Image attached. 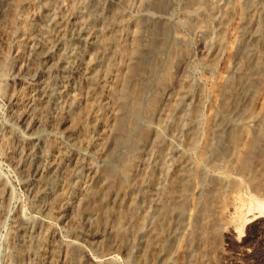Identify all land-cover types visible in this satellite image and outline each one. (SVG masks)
Returning <instances> with one entry per match:
<instances>
[{"label":"rangeland","instance_id":"obj_1","mask_svg":"<svg viewBox=\"0 0 264 264\" xmlns=\"http://www.w3.org/2000/svg\"><path fill=\"white\" fill-rule=\"evenodd\" d=\"M141 1L0 0V264H264V0Z\"/></svg>","mask_w":264,"mask_h":264},{"label":"bare ground","instance_id":"obj_2","mask_svg":"<svg viewBox=\"0 0 264 264\" xmlns=\"http://www.w3.org/2000/svg\"><path fill=\"white\" fill-rule=\"evenodd\" d=\"M145 1H146V2H145ZM149 1H150V0H149ZM198 2H199V1H198ZM148 3H149L148 0H142V1H141V6H143V9L149 7L150 3H149V5H148ZM150 8H151V6H150ZM12 12H13V10H12ZM186 26H187V25H186ZM137 33H138V32H137ZM176 34H177V33H176ZM135 47H136V46H135ZM132 48H133V47H132ZM130 49H131V48H130ZM137 50H138V49H137ZM134 52H135V51H134ZM132 53H133V52H132ZM135 53H136V52H135ZM129 56H130V55H129ZM138 56H139V55H138ZM132 64H133V63H132ZM132 68H133V66H132ZM132 68H131L130 72L132 71ZM7 71H8V70H7ZM128 81H129V80H128ZM160 81H161V80H160ZM121 82H122V80H121ZM121 82H120V84L122 85ZM126 82H127V81H125V83L123 82V85H122V88H123V89H122V88H118L119 90H118L117 92H116V90L114 89L115 92L118 93V99L121 98V96L123 95V93L125 94L124 91H125V89H127V88H126V87H127ZM119 87H120V86H119ZM124 88H125V89H124ZM126 91H127V90H126ZM116 93H115V95H116ZM126 93H127V92H126ZM116 96H117V95H116ZM123 96H124V95H123ZM152 98H153V97H152ZM133 101H134V100H133ZM120 102H121V101H120ZM120 102H119V104L122 103V102H121V103H120ZM119 104H118V105H119ZM148 106H149V105H148ZM120 107H121V105H120ZM145 107H146V106H145ZM132 108H133V107H132ZM83 109H84V108H83ZM145 109H146V108H145ZM119 110H120V109H119ZM254 110H255V109H254ZM259 110H260V111L257 110L255 113H252V114L250 115V118H251V119H256L257 117H259V115H260V113H261V110H262V106H261V108H259ZM120 111H121V110H120ZM146 111H147V110H146ZM135 114H136V113H135ZM136 115H137V114H136ZM261 115H262V114H261ZM260 117H261V116H260ZM136 119H137V118H136ZM261 119H262V117L260 118V120H261ZM117 123H118V121H117ZM118 125H120V124H118ZM147 133H148V130H146L145 135H146ZM146 136H147V135H146ZM246 146H247V144H246ZM253 146H254V145H253L252 141L250 140V142L248 143V146H247V147H248V148H247V149H248V152H250V151L252 150ZM248 152H247V153H248ZM246 156H247V155H246ZM246 156H245V157H246ZM242 161H243V163L241 162L242 165H241L240 168L243 169V168L246 167V158H245V160H242ZM127 162H128V161H127ZM130 166H131V163H128V164L126 163V164H124L122 170H125V171H126V170H128V169L131 168ZM246 169H247V168H246ZM125 171H124V172H125ZM126 172H127V171H126ZM106 175L108 176V174H106ZM107 176H106V179L108 180L107 185H109V183H110L112 180H110V176H108L109 178H108ZM111 177H112V176H111ZM111 183H112V182H111ZM98 186H99V185H98ZM124 186H125V185H124ZM110 193H111V192H110ZM110 193H109L108 195H110ZM260 207H261V205H260ZM261 208H262V207H261ZM98 220H99V219H98Z\"/></svg>","mask_w":264,"mask_h":264}]
</instances>
